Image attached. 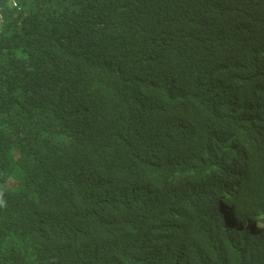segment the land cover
I'll return each mask as SVG.
<instances>
[{"label": "trees", "instance_id": "16d2710c", "mask_svg": "<svg viewBox=\"0 0 264 264\" xmlns=\"http://www.w3.org/2000/svg\"><path fill=\"white\" fill-rule=\"evenodd\" d=\"M17 5L2 3L0 24V264H126L129 254L143 261L147 232L118 235L102 221L126 231L138 211L156 220L160 204L149 198L161 191L149 196L144 189L155 187L159 176L155 170L139 176V163L146 144L183 119L188 110L177 109L187 93L190 102L207 88L221 97L210 105L215 115L207 112L179 131L191 138L169 160L192 158L215 132L245 139L264 129V113L236 125L219 113L217 106L232 99L235 80L227 84L231 71L211 73L230 60L244 72L264 41L260 2ZM168 76L177 78L172 99L163 103L147 86ZM255 137L247 145L250 187L244 198L240 194L239 207L264 222V136ZM163 188L167 196L174 190ZM191 240L198 249L179 253L186 264H264L255 240ZM154 245L164 249L160 241Z\"/></svg>", "mask_w": 264, "mask_h": 264}, {"label": "clouds", "instance_id": "9594fccd", "mask_svg": "<svg viewBox=\"0 0 264 264\" xmlns=\"http://www.w3.org/2000/svg\"><path fill=\"white\" fill-rule=\"evenodd\" d=\"M5 1L12 7L18 6L17 0H1L2 19V3ZM259 2V8L262 7L264 11V0ZM260 22L264 32V20ZM223 71L232 72L227 84L235 80V87L228 92L232 99L226 100L225 105L217 106L219 113L224 111L229 114L226 117L233 125L253 121L264 113V41L249 55L244 72H240L238 65L230 60L214 68L211 73ZM176 78L168 76L156 79L157 83L167 81L148 85L147 92L166 103L172 99ZM189 95L187 93L177 109L188 110L183 119L169 123L161 138L147 143L148 153L139 163V176L145 177L149 170H155L159 176V183H154L155 187L144 189L149 196L156 190L161 191L154 198H149L151 202L160 204L156 220L152 221L138 211L126 231H123L121 224L116 227L109 220L102 221L110 224L114 234L126 236L132 230L148 233L144 245L147 257L137 261L129 254L126 264H170L173 257V264H186L188 258L179 253L190 247L198 249L191 240L196 235L200 236L202 243L212 245L225 244L233 239L255 240L257 243L254 246L264 251V222L245 215L239 207L240 194L244 198L250 187L247 185L251 177L247 145L256 143L255 135L264 136V129L250 133L245 139L230 131L215 132L204 138L203 147L192 158L169 160L172 152L179 150L181 154L191 138L181 135L179 131L203 118L210 112V105L221 97L210 88L195 95L191 102ZM210 115L215 114L211 111L206 116ZM165 185L174 189L168 196L163 194ZM159 241L164 245L162 250L155 248L154 243ZM163 252H171L175 256ZM246 254L249 255L250 251Z\"/></svg>", "mask_w": 264, "mask_h": 264}, {"label": "built area", "instance_id": "2783aa9c", "mask_svg": "<svg viewBox=\"0 0 264 264\" xmlns=\"http://www.w3.org/2000/svg\"><path fill=\"white\" fill-rule=\"evenodd\" d=\"M1 22H2V14H1V8H0V24H1Z\"/></svg>", "mask_w": 264, "mask_h": 264}]
</instances>
